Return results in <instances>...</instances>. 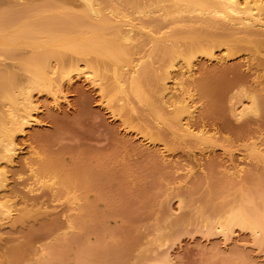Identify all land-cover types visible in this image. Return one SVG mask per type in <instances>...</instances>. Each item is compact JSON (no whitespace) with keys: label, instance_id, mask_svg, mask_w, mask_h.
I'll list each match as a JSON object with an SVG mask.
<instances>
[{"label":"bare ground","instance_id":"obj_1","mask_svg":"<svg viewBox=\"0 0 264 264\" xmlns=\"http://www.w3.org/2000/svg\"><path fill=\"white\" fill-rule=\"evenodd\" d=\"M68 1L81 6V13L64 8L49 14L50 4L33 10L35 5L28 2L0 0V8H4L0 10V228L27 225L35 216L28 207L31 195L22 197L26 206L20 215L12 200L18 196V191L10 188V180L20 151L19 138L35 124H64L66 119L46 114L40 120L41 97L59 106L67 99L66 85L84 79L98 89L100 104L111 116L138 128L147 143L166 145L169 137L165 130H170L171 142L215 148L221 146L219 138L204 124L194 122L195 94L211 97L212 75L196 79L198 60L216 59L219 47L225 50L220 60H226L237 55L244 43L250 46L254 59L264 57V0ZM246 98L248 103L243 99L235 103L238 119L256 115L264 104L263 95ZM87 106L85 97L81 107ZM44 141L43 136H34V142L42 146L27 163L34 177L28 186L30 194L49 189L58 197L63 188L96 189L102 184L98 166L91 162L69 164L63 157L66 148L53 154L52 145ZM262 145L254 144L248 157L264 163ZM236 173L240 176L241 170ZM101 200L96 192L88 191L74 195L70 202L83 201V209H93ZM218 215L207 227L209 234L217 232L223 237L222 246L239 241L236 230L249 232L255 247L264 246V191L259 203L244 196ZM76 222L83 226L84 218ZM48 228L58 229L57 225ZM35 240L33 235L27 237L21 246L7 252V258L15 262L30 256ZM166 249L159 257L160 264L174 260L173 248ZM67 250L53 248V255L62 260L53 264L93 261L88 247Z\"/></svg>","mask_w":264,"mask_h":264},{"label":"rangeland","instance_id":"obj_2","mask_svg":"<svg viewBox=\"0 0 264 264\" xmlns=\"http://www.w3.org/2000/svg\"><path fill=\"white\" fill-rule=\"evenodd\" d=\"M17 2L35 5L33 10L50 4L49 14L64 8L82 11L81 6L68 0ZM215 52L216 59L200 58L196 65L197 80L212 75L211 97L204 99L198 93L194 97V122L204 124L219 138L221 146L215 148L171 142L170 130H165L169 137L166 145L147 143L138 128L111 116L100 104L98 89L84 79L66 85L67 99L59 106L41 97L40 120L46 114L66 119L64 124H35L19 138L20 151L10 180V188L18 191V196L12 200L20 215L26 206L22 197L31 195L28 207L35 216L27 225L0 228V264L60 263L53 248L58 252L79 251L83 246L94 254L91 264H160L168 247L173 248L170 251L175 261L171 264H264V246L255 247L249 232L236 230L235 239L239 241L227 248L222 246L220 234L208 233L207 226L221 211L244 196L259 203L264 191V163L248 157L254 144L262 143L264 147V104L256 115L241 119L234 110L240 99L248 103L247 96H264V57L254 59L245 43L237 55L226 60H220L224 48H216ZM85 97L88 106L83 109L81 100ZM38 135L52 145L53 154L66 148L63 157L69 164L91 162L98 166L102 184L96 189L63 188L58 197H53L49 189L30 194L28 186L34 177L27 163L41 150L42 144L34 142ZM237 169L241 170L240 176ZM88 191L102 198L95 208L83 209V201L70 202L74 195ZM80 218H84L83 226L76 222ZM50 225L58 229L52 231ZM32 235L36 240L31 255L10 261L7 252Z\"/></svg>","mask_w":264,"mask_h":264}]
</instances>
